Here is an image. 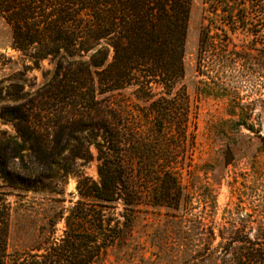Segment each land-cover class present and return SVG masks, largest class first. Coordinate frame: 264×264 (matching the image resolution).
Returning a JSON list of instances; mask_svg holds the SVG:
<instances>
[{
	"label": "trees",
	"instance_id": "obj_1",
	"mask_svg": "<svg viewBox=\"0 0 264 264\" xmlns=\"http://www.w3.org/2000/svg\"><path fill=\"white\" fill-rule=\"evenodd\" d=\"M209 1L216 4L209 11H234L230 0ZM192 5L193 0H0V17L10 25L18 53H0V121L11 127L0 128V178L18 195L42 192L57 202L63 199L55 194L63 192L77 161H98V178L78 174V199L66 215L54 210L51 229L29 249L9 250L13 207L0 192V264H106L111 248H130L141 205L167 207L173 223L184 220L189 201L181 169L191 158L197 128L184 81ZM246 18L204 15L200 51L225 43L214 38L227 32L214 30L256 32L259 25ZM47 58L55 69L36 86L29 73ZM74 132L81 133L80 144L69 142L81 138ZM62 218L64 233L57 237ZM192 224L183 231L182 248H169V261L179 256L184 264H264V238L234 229L227 239L224 228L216 234L202 221Z\"/></svg>",
	"mask_w": 264,
	"mask_h": 264
},
{
	"label": "rangeland",
	"instance_id": "obj_2",
	"mask_svg": "<svg viewBox=\"0 0 264 264\" xmlns=\"http://www.w3.org/2000/svg\"><path fill=\"white\" fill-rule=\"evenodd\" d=\"M230 1L235 5L234 11L221 10L222 6H218L216 12L209 11L211 5H216L209 0H193L191 9L184 81L197 113V128L191 158L185 159L181 169L189 201L186 212L183 211L185 218L173 223L169 215L173 210L141 205L130 248L127 251L111 248L106 264H184L179 256L174 258L175 262L169 261L168 250L175 244L181 249L180 244L186 238L183 231L199 221L206 227H213L216 234L224 228L227 239L233 236L234 229L241 230L244 237L248 233L252 238H264V0L253 5L246 0ZM217 4L224 5L222 0ZM204 15L222 18L243 15L248 23L259 26L256 32L251 29L214 30L227 32L214 38L215 42L223 39L225 43L201 52L199 35ZM11 42L10 25L0 17V53L17 57ZM240 55L248 60L239 59ZM54 69L55 62L44 59L39 68L30 71L32 79L29 82H35L36 86L43 84ZM125 92L135 102L130 90ZM125 101L130 102L128 98ZM0 128L11 129L1 121ZM74 135L81 137L78 132ZM81 140L82 137L70 138L69 142L80 144ZM93 152L96 155L95 149ZM77 162L78 169L66 176L65 185L61 187L63 192L55 194L63 199L57 202L51 200L54 196L42 192L18 195L0 178V192L7 193L6 198L13 207L11 252L29 249L41 240L47 229H51L47 223L54 210L63 209L65 215L68 213L78 199L80 172L98 178L96 157ZM64 229L62 218L55 226V235L62 236ZM219 241L217 235L212 241L211 252ZM175 255L181 254L175 252Z\"/></svg>",
	"mask_w": 264,
	"mask_h": 264
}]
</instances>
